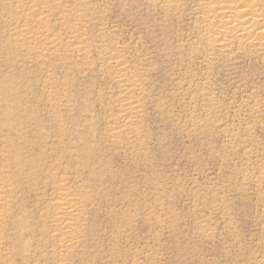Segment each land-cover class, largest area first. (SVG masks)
Here are the masks:
<instances>
[{
	"label": "rangeland",
	"instance_id": "374dc122",
	"mask_svg": "<svg viewBox=\"0 0 264 264\" xmlns=\"http://www.w3.org/2000/svg\"><path fill=\"white\" fill-rule=\"evenodd\" d=\"M43 1L67 48L39 59L15 46L37 12L0 0V110L11 115L0 123V181L13 188L0 264L58 263L45 184L57 168L73 186L80 172L90 197L72 264H264V57L212 50L199 0L171 11L162 0ZM72 27L94 51L89 67L68 52ZM110 47L142 77L136 143L109 138L119 88L98 57Z\"/></svg>",
	"mask_w": 264,
	"mask_h": 264
},
{
	"label": "bare ground",
	"instance_id": "6f19581e",
	"mask_svg": "<svg viewBox=\"0 0 264 264\" xmlns=\"http://www.w3.org/2000/svg\"><path fill=\"white\" fill-rule=\"evenodd\" d=\"M6 1L8 2L9 5H13V8L14 6L17 8L18 14H24L23 16L26 17L29 15V14L27 15L26 12L36 11L39 16V18H37L36 20L37 25H35L36 23L34 24L35 25L34 30L36 26L40 28L39 30L36 29L37 31H34L32 29L33 27L30 28L31 22L28 18H25L26 22L29 25L24 21L23 24L26 23L24 25L26 26V28L25 29L21 28L22 30L20 31H18L19 29L17 30V33L15 34L17 36V39L15 41L18 42L15 45L17 46L16 48H18L17 44H20L22 45L21 48L23 47L22 51H24L25 54L31 57L36 56L39 59L58 56V54L59 55L61 54L60 49L63 48V46L67 48V46L63 44L61 46L60 45L61 40L59 41L58 40L59 38L51 33V29L49 28L47 17L44 15L45 14L44 9L46 3L43 0L41 1L38 0V3H36L37 1L33 2L32 0L31 1L6 0ZM154 1L159 2L158 0H154ZM162 1H164L163 3L166 4L165 7L167 6L169 10L174 9V7H179L183 2V0H162ZM199 1H200V6L199 5L198 6L200 8L199 7L198 8L201 10L199 16L202 17V22L204 23L203 28L205 27L204 40H206L207 44L212 50L218 49L220 51L226 52L227 50L231 49L235 44H238L240 48L242 49L244 48L245 50L253 49L258 54L264 57V0H199ZM74 11L75 10H73V12ZM83 11L85 12L84 9L81 11L78 10V12L76 11L77 12L76 17L79 18L78 21L83 19L87 14V13L84 14ZM17 16L18 15H16L15 13V15L14 16L12 15L11 18L16 19ZM29 16L31 17L32 14ZM22 18L23 17H21V19ZM20 24L21 23H19V25ZM17 25L18 23L15 26ZM72 29L73 27L71 28L70 32L74 34V36L72 37L73 40L71 42L69 40V42L67 43L69 49L68 52L71 53V56H73L74 58L80 61V65L81 62H85V64L89 67L94 62L93 61L94 51L91 48V45L86 43L87 41L82 40L84 34H81L83 35L81 37L79 33L80 31L77 28L76 31H74L75 29H73L72 31ZM14 33L15 32H13V34ZM110 49L109 48L107 50L105 49L106 52L102 50V53L97 51L100 53V54L98 53L99 54L98 58L100 60L99 63L102 65V69L113 72L114 80L116 82L117 87L119 88V95L117 94L119 96L118 107L121 110L117 108V112L120 110L121 115L116 120H113V122H111L112 124H114V127H112L111 130H109L110 132L109 138L112 141L120 142L123 138L129 137L130 139H134L135 141L134 143H136L139 140L138 120L143 112V106L141 104L140 98L137 99L136 96L137 94H141L143 92V87H142L143 81L141 80L142 77L138 74L131 73L130 62L124 56L125 54L122 55L120 51L118 52L114 48H113L114 50L111 47ZM64 61L65 60H63V62ZM65 63L69 64L66 61ZM83 70L86 69L84 68ZM138 76L141 77V79ZM64 101L65 102L62 105L56 101L59 104V108H61L62 106L68 108L70 104V100L67 99ZM0 115H1L0 123L2 126H5L6 122L4 121V117L5 116L11 117V115L5 110H0ZM114 116L115 114L110 119L115 118ZM59 130L61 131V133H64L65 128L60 125ZM128 141L130 140L128 139ZM64 157H68V156H64ZM75 161L76 159L71 156L70 162H75ZM15 164H18V162H16ZM68 170L70 171V169ZM59 172L60 169L57 168V171L55 172L50 182L49 181L45 182L46 187H48L49 190H52V198L48 205L49 206L48 215L49 218L51 219L50 234L54 240L51 249H53L54 255H57L58 257L57 264H72L71 263L72 255L75 253V251H77L78 248H80L85 244L83 243V232L85 229L87 205L90 201V197L87 194L84 183H81L82 174L80 172H75L76 186L71 185L70 178L67 176V173H63L62 175H60ZM249 177L251 176L249 175ZM245 178H247V176ZM248 178L247 180H249ZM9 186H10V181L8 178H5L3 179V181H0V218L4 217L5 214H7L12 204L9 198L7 197V195L9 194H10L9 197H12L11 194L13 193V188H11L10 190L7 189ZM6 189L7 192L4 191ZM202 223L203 222H201V224ZM203 226L205 225L203 224ZM209 227H204L206 228L207 232L208 231L210 232V229H207ZM209 232L206 235H209Z\"/></svg>",
	"mask_w": 264,
	"mask_h": 264
}]
</instances>
